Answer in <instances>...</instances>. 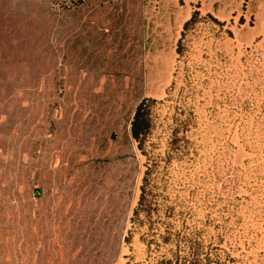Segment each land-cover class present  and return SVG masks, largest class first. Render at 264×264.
Returning a JSON list of instances; mask_svg holds the SVG:
<instances>
[{"label": "rangeland", "instance_id": "rangeland-1", "mask_svg": "<svg viewBox=\"0 0 264 264\" xmlns=\"http://www.w3.org/2000/svg\"><path fill=\"white\" fill-rule=\"evenodd\" d=\"M201 1L0 0V264H155L147 168L156 225L264 264V38Z\"/></svg>", "mask_w": 264, "mask_h": 264}, {"label": "trees", "instance_id": "trees-1", "mask_svg": "<svg viewBox=\"0 0 264 264\" xmlns=\"http://www.w3.org/2000/svg\"><path fill=\"white\" fill-rule=\"evenodd\" d=\"M199 17L197 10L193 11L190 18L183 24L181 37L178 40L177 52L181 53V43L185 36L186 30L193 26ZM211 18L218 25H222L218 20ZM155 100L150 98H142L135 107L132 119L130 121V134L131 137L137 142L138 147L142 148L143 143L152 129L151 110ZM151 174V169L147 168L143 177V185L141 186V193L138 200L137 207L133 211V221L138 225H145L148 223V229L151 233L152 239L146 242L147 248L150 244H154L156 249L165 248L163 254H159V259L155 264H224L221 262L219 254L212 251L211 248L205 247L202 243L201 231L195 228L182 226L176 229L168 222L156 223L152 221L153 213L156 209L152 207L148 199V192H146V184ZM172 209H167L165 216L167 218L172 216ZM144 216L145 222L139 220V216ZM163 227L162 233L154 232V230Z\"/></svg>", "mask_w": 264, "mask_h": 264}, {"label": "crops", "instance_id": "crops-1", "mask_svg": "<svg viewBox=\"0 0 264 264\" xmlns=\"http://www.w3.org/2000/svg\"><path fill=\"white\" fill-rule=\"evenodd\" d=\"M201 10L221 21L242 17L246 38H264V0H202Z\"/></svg>", "mask_w": 264, "mask_h": 264}]
</instances>
